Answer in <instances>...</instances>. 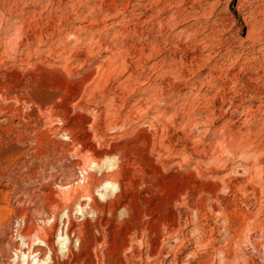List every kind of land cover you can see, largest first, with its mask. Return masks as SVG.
<instances>
[{
  "label": "rangeland",
  "instance_id": "obj_1",
  "mask_svg": "<svg viewBox=\"0 0 264 264\" xmlns=\"http://www.w3.org/2000/svg\"><path fill=\"white\" fill-rule=\"evenodd\" d=\"M262 185L264 0H0V264H264Z\"/></svg>",
  "mask_w": 264,
  "mask_h": 264
},
{
  "label": "bare ground",
  "instance_id": "obj_2",
  "mask_svg": "<svg viewBox=\"0 0 264 264\" xmlns=\"http://www.w3.org/2000/svg\"><path fill=\"white\" fill-rule=\"evenodd\" d=\"M166 1V0H165ZM160 3V2H159ZM156 4V3H155ZM157 5V4H156ZM164 5V4H163ZM157 8V7H156ZM218 10V9H217ZM171 21V20H170ZM246 21V20H245ZM246 26H248L249 27V29H252V24L251 23H247V25ZM254 29V28H253ZM213 32V31H212ZM211 32V33H212ZM223 33V32H222ZM249 36L251 35V32L248 34ZM255 36V35H254ZM223 38V37H222ZM219 39V38H218ZM257 41V40H256ZM219 42V41H218ZM227 42V41H226ZM223 43V42H222ZM221 43V44H222ZM233 43V42H232ZM78 44V43H77ZM210 45V44H209ZM206 50V49H205ZM154 51V50H153ZM211 53V52H210ZM234 53V52H233ZM232 53V54H233ZM210 56V55H209ZM239 60V59H238ZM112 62V61H111ZM178 62V61H177ZM197 63V62H196ZM185 65V64H184ZM170 66V65H169ZM112 67V66H111ZM107 68V67H106ZM153 68V67H152ZM115 69V68H114ZM154 69V68H153ZM104 71V70H103ZM112 71H113V69H112ZM160 99V98H159ZM159 104V103H158ZM63 123V122H62ZM50 124V123H49ZM52 124V123H51ZM51 128V127H50ZM233 139V138H232ZM14 146V145H13ZM238 150V149H237ZM257 151V150H256ZM98 162V161H97ZM94 163V162H93ZM80 166V165H79ZM93 166L95 167V164H93ZM82 167V166H81ZM89 168V167H88ZM9 169V168H8ZM90 169V168H89ZM89 171H88V169H80V178H78L77 179V182L75 183V184H71L70 182L69 183H66V184H58L60 187H63L64 189H67L68 190V192H67V195L64 197V201L66 202V201H70V199L73 197V196H75V194H76V189L74 188L76 185H79V186H81V187H85V184L87 183V181H88V179H89V177H90V175H89V173H88ZM42 176V175H41ZM77 176V175H76ZM55 177V176H54ZM66 177V176H65ZM104 177V176H103ZM72 178V177H71ZM5 179V178H4ZM7 179V178H6ZM48 179V178H47ZM74 179V178H73ZM104 179V178H103ZM98 181V180H97ZM114 181V180H113ZM62 183V182H61ZM98 183V182H97ZM261 184V183H260ZM259 184V185H260ZM111 185V184H110ZM258 185V184H257ZM56 186V185H55ZM78 186V187H79ZM96 186H98V185H96ZM109 186V184L108 183H106V184H104L103 186L101 185V186H99V188H98V191L97 192H99L100 193V196L101 197H104V196H106V192L108 191H106V188ZM263 186V185H262ZM264 187V186H263ZM263 190V189H262ZM106 191V192H105ZM119 192L121 191V190H118ZM117 191V192H118ZM125 191V190H124ZM66 192V191H65ZM108 193V192H107ZM112 193H114V192H112ZM62 194V193H61ZM66 194V193H65ZM98 194V193H97ZM94 195V194H93ZM99 195V194H98ZM108 195V194H107ZM111 194H109V196H110ZM117 195H120V193L119 194H117ZM116 195V196H117ZM63 196V195H62ZM121 196V195H120ZM61 197V196H60ZM108 197V196H107ZM88 198H90V197H88ZM119 198V197H118ZM61 199V198H60ZM63 199V198H62ZM81 200V203H80V209L81 210H84L85 208H87L86 206V204L85 205H83L84 204V201H86L87 199H80ZM91 200V199H90ZM24 201V200H23ZM92 201V200H91ZM116 201V200H115ZM55 202V201H54ZM57 202V201H56ZM117 202V201H116ZM1 203V202H0ZM53 203V202H52ZM91 203V202H90ZM79 204V203H78ZM64 205V204H63ZM92 205V204H91ZM66 206V205H65ZM112 206V205H111ZM88 207H90L89 205H88ZM92 207V206H91ZM104 208V207H103ZM109 208V207H108ZM111 208V207H110ZM47 210V209H46ZM97 210V209H96ZM40 211V214H42V221L43 222H50L52 219L50 218V214H48V213H43L42 212V209H40L39 210ZM99 211V210H98ZM83 212V211H82ZM93 212H95V211H93ZM69 213V212H68ZM87 213H89V212H87ZM102 213V212H101ZM55 214V213H54ZM70 214V213H69ZM21 215V214H20ZM38 215V214H37ZM55 216H56V214H55ZM65 216V215H64ZM30 217V216H29ZM54 217V216H53ZM66 218V220H69L70 218H69V215L68 214H66V216H65ZM98 217V216H97ZM112 218V217H111ZM124 218V217H123ZM19 219V218H18ZM34 219V218H33ZM32 218H30V219H28V222H30L29 224H32L31 223V221L33 222L34 220H33ZM54 219V218H53ZM56 219V218H55ZM73 219V218H72ZM96 219V218H95ZM121 219V218H120ZM21 220H26L25 218L24 219H22L21 218ZM38 220V219H37ZM63 220V219H62ZM110 220V219H109ZM250 221V220H249ZM252 221V220H251ZM25 222V221H24ZM63 222V221H62ZM108 223V222H107ZM133 223V222H132ZM131 223V224H132ZM254 223H256L255 225L256 226H254V227H258V228H262V227H260L261 225H262V223H264V221L261 223V225H260V223H259V221H257V220H255L254 221ZM82 224V223H81ZM25 225V224H24ZM63 225H66V223L64 222V224ZM68 225H69V222H68ZM133 225V224H132ZM142 225V224H141ZM147 225V224H146ZM251 225L253 226V223H251ZM250 225V226H251ZM116 226V225H115ZM8 227V226H7ZM21 227V226H20ZM118 227V226H117ZM22 228V227H21ZM24 228V227H23ZM77 228V227H76ZM231 228V227H230ZM10 229V228H9ZM68 229V228H67ZM66 229V230H67ZM133 229H135V228H133ZM143 229V228H142ZM255 229V228H254ZM81 230V229H80ZM169 230V229H168ZM178 230V229H177ZM262 230H263V228H262ZM14 231V230H13ZM58 231H60L59 233H60V236H59V238L60 239H62V241H63V237H64V235H65V232H64V229H62V230H60V227H59V230ZM44 231L42 230V229H39V228H37L36 226H32V225H30L29 227H28V229H27V231H26V233L25 234H23L22 232H21V229H18V234L20 235V237H21V240H22V245H25V244H27L28 245V250L26 249L25 251H22V249L21 250H19L18 248H19V245H17L15 242H14V239H13V237H12V235H11V232L10 233H8L7 235V238L3 241V243H6V242H8V244L9 245H11V247H13V248H17L18 249V253L20 252V255L17 253L15 256H16V260H19V259H21L22 260V263L23 264H29V260H30V257H32L31 255H33L34 256V254H36L39 258H38V262H40L41 264H45V263H47V261H48V259H49V255H47V251L48 250H46V249H50V253H52L51 251H54L49 245H48V243L49 242H47L46 240H42V239H44V237L43 238H41V234L43 233ZM165 232V231H164ZM172 232V231H171ZM170 232V233H171ZM246 232H247V230H246ZM245 232V233H246ZM48 233V232H47ZM52 233V232H51ZM133 233V232H132ZM140 233V232H139ZM168 233V232H167ZM248 233V232H247ZM246 233V234H247ZM142 234H143V231H142ZM262 234V233H261ZM138 233L136 232V234L134 233V238H131V239H133L134 241L135 240H137L138 239ZM207 235V234H206ZM244 235V234H243ZM31 236V238H32V236H36V240H33V241H28L27 242V239L29 238ZM51 236V235H50ZM77 236V235H76ZM109 236V235H108ZM245 236V235H244ZM133 237V236H132ZM240 237V236H239ZM33 238H35V237H33ZM50 238V237H49ZM203 238V237H202ZM238 238V237H237ZM249 238V237H248ZM46 239V238H45ZM80 239V238H79ZM189 239V238H188ZM236 239V238H235ZM3 240V239H2ZM168 240V239H167ZM39 241V242H38ZM62 241H61V244H62ZM184 241V240H183ZM228 241V240H227ZM1 242V241H0ZM133 242V241H132ZM144 242V241H143ZM231 242V241H230ZM235 242V243H234ZM233 242V245H232V248H230V247H228L229 245H227V246H224L223 245V247H215V246H213V252L216 254H218V253H220L221 255H222V261L221 262H223L224 264H234L235 262H236V259L238 258V255H239V247H240V245H242L244 242L246 243V239L245 238H242V236H241V238L239 239V240H236V241H234ZM250 242V241H249ZM202 243H203V241H202ZM215 242L213 241V244H214ZM92 244V243H91ZM132 244V243H131ZM210 244V243H209ZM212 244V245H213ZM247 244V243H246ZM200 245V244H199ZM132 246V245H131ZM174 246V245H173ZM201 246H203V245H201ZM231 246V245H230ZM4 248V247H3ZM168 248V247H167ZM173 247H171V249H172ZM205 248H207V247H205ZM133 249H135V248H133ZM16 250V249H15ZM14 251V250H13ZM17 251V250H16ZM7 252V251H6ZM56 253V252H55ZM71 253V252H70ZM66 254H68L67 252H66ZM149 254V253H148ZM241 254H242V252H241ZM150 255V254H149ZM153 255V254H152ZM105 256V255H104ZM107 256V255H106ZM13 257V256H12ZM11 257V258H12ZM51 257V256H50ZM149 257V256H148ZM155 257V256H154ZM166 257V256H165ZM179 257V256H178ZM215 257V256H214ZM24 258V259H23ZM36 258V257H35ZM151 258H153V257H151ZM194 258V257H193ZM211 257L210 256H206V259H201V261L199 260V262H198V264H211L210 263V261H211V259H210ZM10 259V258H9ZM142 259V258H141ZM144 259V258H143ZM148 259V258H147ZM240 259V261H241V258H239ZM11 260V259H10ZM33 260H34V258H33ZM32 260V261H33ZM162 260V259H161ZM243 260V259H242ZM254 260V259H253ZM213 261V260H212ZM239 261V260H238ZM264 261V260H263ZM196 262V261H195ZM12 263V262H11ZM37 263V262H36ZM55 263V262H54ZM244 264H254L253 263V261H252V259H245L244 260V262H243ZM30 264H32V263H30ZM56 264V263H55ZM188 264V263H187ZM213 264V263H212ZM237 264H238V262H237Z\"/></svg>",
  "mask_w": 264,
  "mask_h": 264
}]
</instances>
